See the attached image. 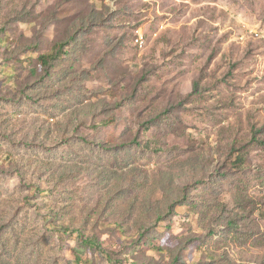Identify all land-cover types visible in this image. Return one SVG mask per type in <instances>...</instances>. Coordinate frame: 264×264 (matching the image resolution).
Here are the masks:
<instances>
[{
	"label": "rangeland",
	"instance_id": "obj_1",
	"mask_svg": "<svg viewBox=\"0 0 264 264\" xmlns=\"http://www.w3.org/2000/svg\"><path fill=\"white\" fill-rule=\"evenodd\" d=\"M0 255L264 264V0H0Z\"/></svg>",
	"mask_w": 264,
	"mask_h": 264
},
{
	"label": "trees",
	"instance_id": "obj_2",
	"mask_svg": "<svg viewBox=\"0 0 264 264\" xmlns=\"http://www.w3.org/2000/svg\"><path fill=\"white\" fill-rule=\"evenodd\" d=\"M139 38H140L139 37V34L137 33L136 39H135V45L137 47H139V43H138ZM144 40H145V38H144ZM145 44H146V41H145ZM54 54L56 56L53 57V59H55L57 57V55H61L62 54V51L61 50H56ZM46 59H47L46 57L39 56L38 57V62H40V63L43 62L44 64H46ZM47 74H48V72L46 71V76H47ZM163 189L165 190L166 194H168L167 191H166V189L165 188H163ZM188 195H189L188 191L185 190V191H182L181 195H177L176 197L171 196L168 199V201L171 202V203H168L166 205V211H165V213L163 215H161V214L158 215V218L156 219V225L159 224V225L162 226V224L164 222H169L170 217L172 215H175V213H174L175 205H177L179 203L185 204V202H186V200L188 198ZM179 200H181V201H179ZM111 203H112L111 201H108L107 202V205L105 207L106 210L112 209ZM167 227H168V225H167ZM116 228L118 230V233L121 234L122 233V228L119 225ZM140 230L141 231H145V230L150 231L151 229L141 228ZM77 233L81 236V247H84L86 249H91V248L92 249H95L98 246L99 242H98V240L95 237H93V238H87L86 239L83 236V232H77L76 231V234ZM145 236H146V233H143V234H140L139 235V237H140L141 240L144 239ZM138 244H140V242ZM2 246H4V245H2ZM3 248H6V245ZM160 248L163 249L162 247H160ZM180 248L181 247H179V245H175V246L174 245H169V246H167V249H165V250H168V251L174 250L173 252H175L177 249L179 250ZM184 248H186V247H184ZM103 253H104V255H107L108 260L112 262L111 255L108 252H103ZM192 258H193V256L191 254H189V258L188 259L191 262H193V259ZM175 259H177V261H178V258L177 257ZM0 264H13V263L10 262V260L8 258H5L4 255H0ZM74 264H80L79 258H76V262ZM190 264H192V263H190Z\"/></svg>",
	"mask_w": 264,
	"mask_h": 264
},
{
	"label": "bare ground",
	"instance_id": "obj_3",
	"mask_svg": "<svg viewBox=\"0 0 264 264\" xmlns=\"http://www.w3.org/2000/svg\"><path fill=\"white\" fill-rule=\"evenodd\" d=\"M139 37L141 38L138 43L140 45L141 48L144 47V36L142 35V33H140Z\"/></svg>",
	"mask_w": 264,
	"mask_h": 264
},
{
	"label": "built area",
	"instance_id": "obj_4",
	"mask_svg": "<svg viewBox=\"0 0 264 264\" xmlns=\"http://www.w3.org/2000/svg\"><path fill=\"white\" fill-rule=\"evenodd\" d=\"M141 38H139V40H140Z\"/></svg>",
	"mask_w": 264,
	"mask_h": 264
}]
</instances>
